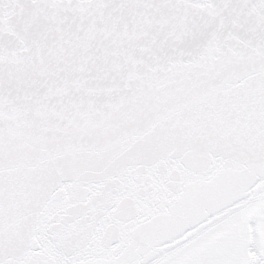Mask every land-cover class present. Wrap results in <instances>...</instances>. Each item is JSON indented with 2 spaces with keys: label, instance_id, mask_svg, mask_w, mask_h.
<instances>
[{
  "label": "snow or ice",
  "instance_id": "6c2138e0",
  "mask_svg": "<svg viewBox=\"0 0 264 264\" xmlns=\"http://www.w3.org/2000/svg\"><path fill=\"white\" fill-rule=\"evenodd\" d=\"M0 264H264V0H0Z\"/></svg>",
  "mask_w": 264,
  "mask_h": 264
}]
</instances>
